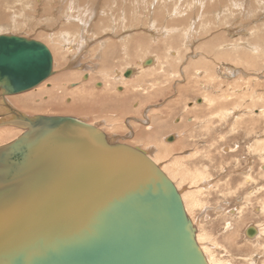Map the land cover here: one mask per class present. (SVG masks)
Returning <instances> with one entry per match:
<instances>
[{
    "label": "rangeland",
    "instance_id": "1",
    "mask_svg": "<svg viewBox=\"0 0 264 264\" xmlns=\"http://www.w3.org/2000/svg\"><path fill=\"white\" fill-rule=\"evenodd\" d=\"M94 1L0 0V34L43 42L56 65L8 101L146 150L186 190L209 264H264V234L245 231H264V0ZM2 127L0 145L23 133Z\"/></svg>",
    "mask_w": 264,
    "mask_h": 264
},
{
    "label": "water",
    "instance_id": "2",
    "mask_svg": "<svg viewBox=\"0 0 264 264\" xmlns=\"http://www.w3.org/2000/svg\"><path fill=\"white\" fill-rule=\"evenodd\" d=\"M53 62L43 42L0 34V125L24 130L0 145V264H209L175 182L144 150L5 99Z\"/></svg>",
    "mask_w": 264,
    "mask_h": 264
},
{
    "label": "bare ground",
    "instance_id": "3",
    "mask_svg": "<svg viewBox=\"0 0 264 264\" xmlns=\"http://www.w3.org/2000/svg\"><path fill=\"white\" fill-rule=\"evenodd\" d=\"M8 1V0H7ZM93 1V0H92ZM99 2V0H96V2L94 1L93 2V5H92V7H93V9H95L96 8V5L97 4H99L98 3ZM105 3V2H104ZM112 4V3H111ZM111 6V5H110ZM98 7H99V5H98ZM121 7V6H120ZM93 9L91 10V12L93 11ZM94 11H96V10H94ZM1 18V17H0ZM105 41H101V40H99V44H100V46H102L103 48H104V45H105ZM70 46V45H69ZM67 48H69V49H72V46H70V47H67ZM152 59V62L154 61V59L153 58H151ZM150 58H149V60H151ZM149 60H145L144 61V64H146V65H151V64H147L146 62L147 61H149ZM53 66H54V68H53V72H54V70H55V61L53 62ZM126 73H128V76H126ZM119 74V73H118ZM133 74V70H131V69H129L128 71H125V74H123V75H125V77L126 78H129L130 77V75H132ZM121 75V74H120ZM52 76V75H51ZM51 76H49V78L51 77ZM48 78V79H49ZM47 79V80H48ZM46 81V80H45ZM45 81H43L41 84H43ZM40 84V85H41ZM101 84H103V83H101L100 82V85ZM40 85H38V86H40ZM38 86H36V87H34V88H37ZM34 88H32V89H34ZM118 90V89H117ZM29 91H31V90H29ZM29 91H26V92H29ZM26 92H23V93H26ZM19 94V93H18ZM14 96V95H13ZM7 101H8V99L7 98H5ZM10 102V101H9ZM11 103V102H10ZM12 104V103H11ZM16 107V106H15ZM17 109L18 110H20L18 107H17ZM0 110H1V108H0ZM22 113H23V111L22 110H20ZM24 114H25V112H24ZM47 116V115H46ZM1 119V118H0ZM79 119V118H78ZM82 120V119H81ZM86 120V119H85ZM85 120H82V121H85ZM89 123V122H88ZM91 124V123H90ZM91 125H93V124H91ZM2 126H9V125H0V129L1 128H4V127H2ZM93 126H95V125H93ZM12 127V126H11ZM10 128V127H9ZM19 128V127H18ZM21 129V128H20ZM23 132H24V130L23 129H21ZM10 131H13V130H10ZM10 134H12V132L10 133ZM20 135V134H19ZM170 138H172V136L170 137ZM170 138L168 139V141L170 140ZM12 142V141H11ZM8 143H10V142H8ZM7 144V143H6ZM4 145V144H3ZM146 151V150H145ZM152 160H153V162H155L157 165H158V161L155 159V158H153V156H151V155H149V154H147ZM161 168H162V170L167 174V176L170 178V180H172L173 182H174V179L172 178V177H170V175L166 172V170L164 169V167L162 166V165H159ZM198 176V175H197ZM202 177V176H201ZM201 177H194V181H193V183L195 184V185H197V183L199 182V181H201V180H203V177L201 178ZM200 180H199V179ZM205 180H207L206 178L204 179V181ZM208 182H206L205 184H207ZM175 184H176V186H177V188H178V190L180 191V193H181V197H182V199H183V201H184V205H185V209H186V212L188 213V210H187V205H186V199H185V195L187 194L185 191V189H184V187L183 186H181V185H179L178 183H176L175 182ZM193 185V184H192ZM200 185H201V183H200ZM202 187V186H201ZM199 188V187H198ZM200 189H203V187L202 188H200ZM188 190L190 191V192H192L193 191V188H191V187H188ZM197 204H198V202H197ZM254 229L253 230H255V231H257V234H256V237L259 235V236H262L263 234H264V231L261 229V227H253ZM246 231V234H247V236H249V237H255V236H252L251 235V233H252V231L251 230H248L247 231V229L245 230ZM201 242V241H200ZM201 247V246H200ZM202 247H203V249H202ZM202 247H201V250H206V251H208L207 250V247H205L204 246V244H202ZM205 252V251H204ZM204 254H206V253H204ZM218 264H219V262H217ZM221 264V263H220Z\"/></svg>",
    "mask_w": 264,
    "mask_h": 264
},
{
    "label": "flooded vegetation",
    "instance_id": "4",
    "mask_svg": "<svg viewBox=\"0 0 264 264\" xmlns=\"http://www.w3.org/2000/svg\"><path fill=\"white\" fill-rule=\"evenodd\" d=\"M119 88H121V87H119Z\"/></svg>",
    "mask_w": 264,
    "mask_h": 264
}]
</instances>
